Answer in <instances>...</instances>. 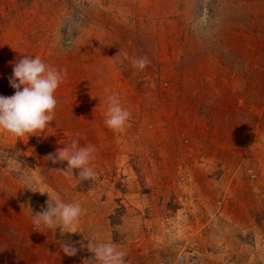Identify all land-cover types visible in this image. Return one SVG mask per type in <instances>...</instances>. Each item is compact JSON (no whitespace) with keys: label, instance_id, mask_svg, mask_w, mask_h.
<instances>
[{"label":"rangeland","instance_id":"obj_1","mask_svg":"<svg viewBox=\"0 0 264 264\" xmlns=\"http://www.w3.org/2000/svg\"><path fill=\"white\" fill-rule=\"evenodd\" d=\"M217 53L251 73L239 88H262L253 108L261 120L247 122L253 134L227 151L209 146L207 125L180 100L194 78L189 61ZM23 56L66 76L44 132L0 130V227L17 230L32 216L27 207L35 214L59 199L82 207L62 229L70 233L25 224L65 264H91L88 240L112 243L126 264L180 245L197 264H264V0H0V96L14 94L9 78ZM141 57L144 70L132 65ZM112 93L131 114L120 131L105 125ZM74 139L95 147L93 178L48 160ZM64 242L75 255L62 252Z\"/></svg>","mask_w":264,"mask_h":264},{"label":"clouds","instance_id":"obj_2","mask_svg":"<svg viewBox=\"0 0 264 264\" xmlns=\"http://www.w3.org/2000/svg\"><path fill=\"white\" fill-rule=\"evenodd\" d=\"M123 56L128 58L126 52ZM149 63L147 57L132 60V65L139 70H144ZM65 76L66 70L62 73L61 70L47 65L39 56H23L14 64L12 76L9 78L10 86L15 89L14 94L10 97L0 96V130L17 138L44 132L54 120L57 106L54 93ZM106 104V127L114 131L122 130L130 118V112L121 106L116 93L106 97ZM78 143V139H74L69 146L58 149L55 154H49L48 160L53 165L66 162L68 170H79L76 174L82 180L93 178L95 172L89 165L94 158L95 147L90 144L79 147ZM44 193L47 192L41 194ZM27 208L33 217L34 228L43 225L56 229L60 226L61 235L69 232L62 229L77 223L82 214L79 203H64L59 199L53 202L48 200L47 207L35 214L31 208ZM87 248L93 254L87 260L91 264H126V253L118 250L112 243L97 244L94 240H88ZM61 250L67 256H73L77 252L67 242L61 244Z\"/></svg>","mask_w":264,"mask_h":264},{"label":"crops","instance_id":"obj_3","mask_svg":"<svg viewBox=\"0 0 264 264\" xmlns=\"http://www.w3.org/2000/svg\"><path fill=\"white\" fill-rule=\"evenodd\" d=\"M217 55L218 57L213 55L197 57L196 55L195 59L189 61L191 66L189 72L194 78L191 79L192 84L187 88L190 90L188 98L184 97L186 99L180 98V100L191 103H188L191 107L187 110L190 111L191 120H196L198 125H207L209 146L218 145L217 148L220 146L227 151L231 143L239 147L246 135L253 134L254 131H250V127L246 125L247 122L250 124L253 120H261L259 112H255L257 116L253 115L255 111L253 108L255 100H259L262 88H239L241 77L247 74L250 76L251 73H248L245 68L241 70L242 65L239 63V58L230 60L222 53H217ZM210 81L212 82L211 88H209ZM248 105L252 108L247 109ZM23 218V225L20 221H16L17 230H11L10 226L6 229L3 224L0 227V239L10 233L9 240L6 238L3 243L0 240V264L69 263L67 259L64 261L55 256L52 251L55 244L47 245L42 249L37 242L36 235L27 227L28 224H25V221L30 224L33 217L23 215ZM8 221L10 223L12 221L10 215Z\"/></svg>","mask_w":264,"mask_h":264},{"label":"built area","instance_id":"obj_4","mask_svg":"<svg viewBox=\"0 0 264 264\" xmlns=\"http://www.w3.org/2000/svg\"><path fill=\"white\" fill-rule=\"evenodd\" d=\"M247 174L251 179L255 177L253 169H248ZM202 212L204 213V210L201 211V214ZM214 215L215 213H208L210 219L213 218ZM170 239L171 241L173 240L174 244H183L181 242L175 243L174 237H171ZM197 260L198 259L195 258L194 254L190 253L187 248L180 245L177 251L172 255L156 256L154 258H148L142 261L132 260L129 264H197Z\"/></svg>","mask_w":264,"mask_h":264}]
</instances>
